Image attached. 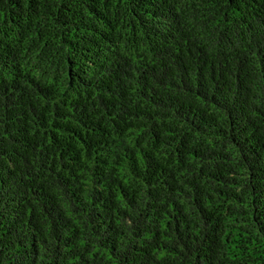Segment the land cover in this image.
<instances>
[{
  "label": "trees",
  "instance_id": "1",
  "mask_svg": "<svg viewBox=\"0 0 264 264\" xmlns=\"http://www.w3.org/2000/svg\"><path fill=\"white\" fill-rule=\"evenodd\" d=\"M0 264H264V0H0Z\"/></svg>",
  "mask_w": 264,
  "mask_h": 264
}]
</instances>
